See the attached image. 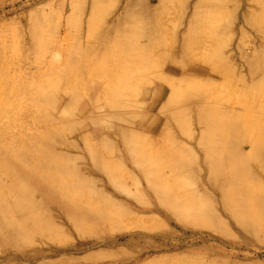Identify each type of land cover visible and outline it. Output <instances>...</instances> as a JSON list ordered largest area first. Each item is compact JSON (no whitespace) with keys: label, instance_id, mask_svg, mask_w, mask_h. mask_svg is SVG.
I'll use <instances>...</instances> for the list:
<instances>
[{"label":"bare ground","instance_id":"6f19581e","mask_svg":"<svg viewBox=\"0 0 264 264\" xmlns=\"http://www.w3.org/2000/svg\"><path fill=\"white\" fill-rule=\"evenodd\" d=\"M75 1L66 17V24L75 34L63 48L66 52L63 66L55 72H45L42 67L49 62L44 51L60 47L58 40L50 35L64 32L66 37L71 31L62 25L61 12L42 6L20 16L16 21L22 25L0 26V242L15 249L10 259L31 260L52 248L28 245L34 234L50 237L60 232L52 222L49 209L44 207L46 201L57 202L66 222L82 234L91 232L90 227L96 223L103 225L126 214L110 207L114 203L108 199H102L103 202L100 197L104 196L94 187L83 189L84 180L73 178L77 157L68 149L74 141L67 139L63 126L60 129L54 124L63 120V112L43 117V132L35 128L41 124L35 122L39 117L11 118L18 111L47 112L49 107L54 110V94L60 91L67 95L69 104L75 103L85 89H69L63 81L70 76L77 81H88L87 100L76 107L81 114H91L83 129L89 128L92 133L81 135L78 147L86 151L93 166L107 180L126 192L123 178L129 173L119 160L108 157L112 149L108 132L117 134L118 157L128 159L137 172L131 181L135 189L133 196L144 206L142 211L163 208L170 216L194 227L206 226L226 233L221 226L223 215L264 237V0H251V12L245 18V26L254 33L255 40L240 33L230 51L227 47L231 46L239 9L231 0L181 3L180 15L170 21L171 27L161 14L172 0H154V4L153 0H122L107 21L103 19L108 14L107 0ZM60 7L61 3L57 8ZM185 7L187 21L180 28ZM81 34L88 40L83 46L79 40ZM91 38L93 42H89ZM157 45L169 53L168 62L176 65L175 58H179L180 77H170L161 70L154 74L145 70L165 57L157 54ZM116 49L128 53L127 61L131 59L129 52L138 53L140 60L132 61L142 66L138 73L144 72L143 75L154 79L152 82L165 86L154 83L153 90L146 92L131 81L138 71L136 67H124L119 74L114 69L100 68L99 55ZM89 58H94L96 63L91 65L87 62ZM194 61L208 68L205 75L185 74V67ZM31 64H36V68L31 70ZM92 77L97 80L92 81ZM18 81L27 82L30 88L27 93L22 91L23 94L43 98L40 107L28 102L24 106L18 100L22 94ZM37 81L44 85L45 92L32 89ZM148 94L151 96L146 106L138 102L140 98H148ZM165 96L157 112L163 116L164 128L187 131L188 120L193 118L200 130L195 144L201 149V163L195 167L194 155L185 144L175 145L173 136L167 138L169 145L161 144L169 151H160L151 145L159 140H151L136 130L139 125L149 130L155 126L156 121L142 119L135 123L133 118L142 109L154 110ZM105 114H110L116 122L106 120ZM139 180L145 183L147 197L137 188ZM125 216L143 229L159 227L152 218L148 220L130 212ZM69 249L70 257L52 258L47 254L41 264H74L80 260L122 256L119 252H99L80 258L72 252L79 249L78 245ZM173 260L170 264H228L200 257Z\"/></svg>","mask_w":264,"mask_h":264},{"label":"rangeland","instance_id":"374dc122","mask_svg":"<svg viewBox=\"0 0 264 264\" xmlns=\"http://www.w3.org/2000/svg\"><path fill=\"white\" fill-rule=\"evenodd\" d=\"M88 1V0H85ZM170 1V0H169ZM187 1L191 0H172L166 6L167 9L165 12L161 14L162 19L165 23H168L167 26L171 27L172 21L178 15H180V4L185 3L187 5ZM154 4V0L151 1ZM234 4L239 5L238 9V18L235 22V28L232 30L231 35V46L227 47V51L233 49L236 42L239 40L240 33L246 34V38L254 41L255 35L245 26V18H248L249 13L252 9L251 0H231ZM230 2V3H231ZM61 3V9L57 8L58 4ZM71 3H75V0H43L40 2H32L31 0H16L15 2H11L10 0H3V3H0V26L1 25H9L10 27H15L16 24L22 25L23 23H18L16 20L20 16H27L30 12L35 11L42 6H50L51 11L53 12H61L63 20L61 21L64 28H70L71 31L67 33L65 36L63 33H54L51 34L50 37L58 40L60 47H55L54 49L48 48L44 51L45 59L49 60L51 64L48 62L42 68L46 71L55 72L59 70L63 65V61L66 56V52L64 46H66V42L69 44L73 40L74 30L71 26L66 24V17L70 14L71 11ZM108 4V14L103 16L104 20H109L112 16V11L115 7L119 6L122 3V0H107ZM74 4V5H75ZM231 7V6H230ZM107 9V8H106ZM49 10V8H48ZM182 10V9H181ZM107 13V12H106ZM171 21V22H170ZM187 21V8L185 7L184 13L182 15V20L179 23L180 28H182L183 24ZM85 26V23L82 24ZM62 26V27H63ZM180 30V29H179ZM80 42L82 46L87 44V36L84 34L80 35ZM168 40V35L166 36ZM93 38L90 39L89 42H93ZM256 43V42H255ZM63 49V50H62ZM42 49H38V52ZM108 52H104L105 55H99L100 58V68L103 69H114L119 74V71L124 67L132 69L136 67L138 70L137 73L133 76L131 81H135V84L138 88L145 91H152L154 88V83L156 85H161L160 82L154 81V79L146 74L143 75L144 72L138 73L142 71L139 66L135 62L139 61L140 58L132 52H129L131 59L129 61L126 60L127 54L120 51L114 50L110 54ZM155 51L157 54H164V58L160 59L159 62H156V65L149 64L146 66L145 70H151L152 73L160 72L166 73L168 76L173 78L180 77V67H179V58L176 57L175 60L178 64L174 65L171 62H168L169 53L165 52L166 50L163 47L156 46ZM32 54V53H31ZM34 54V53H33ZM32 54V55H33ZM158 54V55H159ZM51 56V57H49ZM51 58V59H50ZM139 58V60H138ZM33 60V58L31 59ZM125 60V61H124ZM156 60V59H155ZM91 65L96 63L94 58H89L88 61ZM138 63V62H137ZM160 67V69L158 68ZM36 68V64H31V70ZM89 68V67H88ZM176 69V70H174ZM208 68L198 61H194L191 65L185 67V74L194 75L200 74L205 75ZM118 74L114 75L118 77ZM144 77V78H142ZM92 81H96L97 77H92ZM211 81H215V78H211ZM69 89H85L83 92L79 93L77 101L75 103H68L67 95L60 93H55V109H51L49 107L47 112H41L38 110L37 112L33 111L32 113L26 112H15V115H12L11 118L25 115V118L28 115H32L39 117L35 122L36 124H40V126L35 125L38 131L43 132L45 130L44 122H42L43 117L46 115H59L61 112L64 113V117L62 121L54 122L55 126H63V133L67 137L68 140H73L76 146L70 145V154L77 157L76 161H74L73 166L76 172L71 173L74 177L78 179L84 180L83 189L92 188L98 190L100 194L104 197H100V199H108L113 204L112 207L115 210L123 211L127 214L130 212L131 214H136L138 216H142L149 220L152 218L153 221L159 223V227L154 229H143L135 224L128 218V216H119L115 219L110 220V222H104V224L96 223L92 225L90 229L91 232H87L82 234L77 232L74 229V225L66 222L62 211L59 209V204L54 201H46L44 207L49 209L52 222L60 228V232L57 235H53L50 237L42 236L39 237L37 234L29 241L31 247L39 246L43 244L44 246H52V248L44 255H36L35 258L31 260H20L18 258H11V254L15 252L13 247L5 246L0 242V264H41L42 258H46L48 254L52 258L64 256L70 257V247L77 246L78 250L72 251L74 256L84 257L90 253H116L119 252L118 255L122 256H110L104 257L102 259L93 260V261H85L80 260L74 264H170L173 259L179 260L187 257V260L200 257L203 259H211L216 260L217 262L224 261L228 264H264V237L261 234H253L250 230L240 227L238 224H235L227 219V217L222 216V220L224 224H221L225 227L226 233L220 232L219 230H213L209 227H194L192 225L187 224L184 221H179L178 219L170 216L168 212H166L163 208H160L158 211H142V206L137 202L135 197L133 196L134 185L132 184V178H136L137 172L135 168L130 164L129 160L120 157L116 152V142L119 141V137L117 134H110L112 132H108L109 141L112 144L111 150L108 151L110 158L115 160H119L121 162L122 167L129 173V176H125L123 178V183L126 186V192L118 190L115 184L109 180H107L101 170L97 169L96 166H93L92 162L88 158L86 151L79 146L78 147V139L81 135L91 134L92 130L89 128H85V124L87 122V116H90L89 113H80L77 111L76 105H79L82 101L87 100L86 85L88 81L85 80H74L72 76L69 79L63 81ZM90 82V81H89ZM19 87V91H25L26 93L30 91L27 82L23 83L18 81L16 83ZM32 89H35L37 92H45L44 85H39L38 81L35 82ZM44 89V90H43ZM43 90V91H42ZM77 91V90H76ZM150 93V92H149ZM151 95L148 94L146 99L138 100L141 104H146L149 102ZM166 96L159 99L156 103L154 110L151 112L147 110L148 108L142 109L140 112L135 114L133 121L135 123H139L142 119H147L148 121H156L155 126L149 130L144 128L142 125L136 126V130L138 129L141 133H144L151 140H159V142L151 143L153 148L163 149L165 151H169L168 148H164L161 144L169 145V141L167 138L174 137V144L177 145V142H181L185 144V147L188 151L194 155L195 163L193 162V167L199 165L201 163V152L200 148L196 146L195 142L197 137L199 136L200 130L195 126L194 119L190 118L187 124V131L177 130L172 127H163V116L159 115L158 110L160 105L164 102ZM19 101H23V105H29L31 103L33 105H38L39 107L43 103V98L40 96H35L30 98L28 94H20L18 96ZM79 103V104H78ZM23 106V107H24ZM81 106V105H80ZM87 111V110H86ZM105 119H111L109 117L110 114H105ZM116 122L115 120L111 119ZM122 124L123 121L119 120ZM145 124V123H143ZM82 129V130H81ZM67 130V131H66ZM95 133V132H94ZM187 134V135H186ZM62 146V145H60ZM173 146V145H172ZM187 153V152H186ZM123 154V153H122ZM198 155L200 158H198ZM192 165L187 168V170L191 169ZM201 175L204 176V172L201 171ZM137 188L143 197H147V193L145 192V183L143 180L137 181ZM85 192V191H84ZM214 198V197H212ZM99 199V200H100ZM99 200L96 199L98 202ZM103 201V200H102ZM214 202V200L212 199ZM104 202V201H103ZM108 207V208H110ZM144 207V206H143ZM264 212V209H263ZM264 219V217H263ZM222 222V221H221ZM69 249V250H68ZM8 251V254H5V251ZM124 255V256H123ZM39 256V258H38ZM174 261V260H173Z\"/></svg>","mask_w":264,"mask_h":264}]
</instances>
